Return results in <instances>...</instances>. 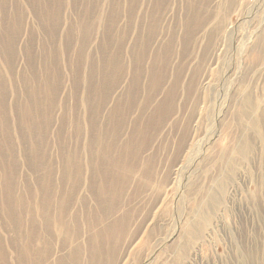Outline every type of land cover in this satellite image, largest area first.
<instances>
[{"label":"rangeland","instance_id":"rangeland-1","mask_svg":"<svg viewBox=\"0 0 264 264\" xmlns=\"http://www.w3.org/2000/svg\"><path fill=\"white\" fill-rule=\"evenodd\" d=\"M2 1L5 6L2 7L1 5L0 7V20H6L7 28L5 26L4 31L9 32L5 31L1 36L2 26H0V78H3V81H0V86L10 89L11 96L9 100L13 105V111L16 110V105L23 103L24 97L28 95L24 80L31 75L30 70L33 69L35 73L40 72L41 67L45 64L43 59L40 58L42 49L39 47L45 40L42 22H44V27L45 22H48V20L55 24L56 28H53L52 22H48V29L54 34L51 35L52 42L56 40L57 43L59 39L61 43L59 48L63 49L62 51L65 54L59 62L61 69V66L65 65L63 66L64 72H62V75L64 73L62 80L64 85L60 96L62 101L65 100L63 102L64 112L68 110L70 114L75 113L76 105L78 108V93L72 80L73 72L70 69L68 71L67 67L69 68L71 62L75 60L76 53L83 55V58L84 54L85 56L91 54L96 46L102 43L103 31L110 25V8L115 9L116 15L113 17H116V20L119 19L118 29L121 30L125 29L128 24V12L130 10L134 11L130 15L134 18V22L129 29L128 46L133 42L138 30L141 33L144 32L146 36L158 30V37L155 36V39L158 40L154 44L153 50L160 47L158 46L160 41L164 44L173 36L176 37L171 57L169 56L171 58V60L169 59L171 69L168 78L171 81L173 71L180 65L185 70L183 69L182 85L178 87L177 95H173L175 97L172 98L173 109L171 111L173 113L171 112L164 120L167 121L166 124H169L168 119L172 118L171 123L177 124L175 132L170 128L171 124L165 129L153 133L151 149L155 151L161 148L157 156L158 162H156L158 173L155 177L153 176V183L150 182L145 188L138 190L135 189L139 175L134 173L132 179H128L129 181L127 180L119 187L121 191L120 195L116 197L115 209L108 211L106 214L103 213L106 215L105 220L119 217L123 213H130L127 224L128 229L123 238L124 245L120 247L121 253L127 254L123 264H145L144 261L147 258H149L147 264H264V0H210L208 13L215 8L213 17L204 25L205 27L203 26L204 28L200 27V30L195 33L194 40L189 43L188 53H184L182 38L185 36L183 20L184 16L189 15L186 12L187 3L190 0H169L165 7L159 9L158 18L156 19L151 18L149 8L145 10L147 4L150 5L152 0H137L136 2L135 0H66V2L63 0L62 7L65 5L61 15H49L48 17H45L47 4L48 6L52 4L57 11L60 10L58 1ZM1 9L5 12L3 17L1 16ZM16 16H19L18 18L21 21L19 26L17 24L13 28L12 32L11 23ZM188 17L190 19V16ZM103 19L106 20L107 24ZM88 23L90 29L96 23L94 32L88 35L84 32L83 35V27H89ZM151 24L155 28L153 31L150 30L151 28L148 31ZM218 24L220 29L217 32L213 26ZM122 31L119 33L120 36ZM210 33L212 36H209ZM208 36L213 38L210 40ZM6 37L8 38L4 39ZM2 47L3 50L9 51V55H13L10 57L8 70L5 69L6 61L1 54L3 52ZM65 47L70 49V54ZM163 48H168V46L164 44ZM43 54L44 49L42 56ZM29 57L33 59H29ZM149 62L148 59L146 64L148 65ZM1 66L4 67V72ZM192 70H202V73L195 71L196 74L198 73V77L196 75L195 78L199 79L200 82L196 79V84L190 87L192 88L191 92L186 87L188 86L186 82L191 76ZM83 92L84 85L80 95ZM161 96L162 93L159 97L163 100L164 96ZM80 98L82 99V97ZM193 102H196L198 107ZM192 103L196 106H193ZM66 105L68 106L66 107ZM17 109L20 110V107ZM189 109L192 111H189ZM253 110H255L257 125L252 122L251 111ZM57 113L56 119L54 117L56 123L54 122L52 129H49L50 135L45 139L47 141L46 149L50 151L49 161L52 162L55 169H58L55 177V189L52 192L54 200L52 205H60L58 198L62 196L60 183L61 162L58 153L61 134L58 135L57 130L55 131L58 127L57 119H59L61 112ZM186 116L188 117L186 118ZM71 117L73 118L70 115L69 120L72 119ZM69 120L66 122L67 124L65 123L67 128H64V130L66 132L68 128H71ZM189 121L191 122L189 123ZM178 126L183 129L186 128L187 134L185 136L188 139L185 136V139H182L183 134H180L182 131H180V135L176 133ZM70 139L72 138L70 137ZM30 140L31 152L35 143V136L32 131H30ZM178 140L184 141L182 143ZM175 142L177 147H175ZM178 142L181 144H178ZM14 143V156L18 160V164H20L19 160H24L22 174L27 178H24L25 181L29 180L30 182L29 184L26 183V186L24 183L19 188V192L17 191V195H23L21 197L23 205H43L45 195L44 191L40 190V181L43 179L44 182L46 179V175L43 176L45 172L44 163L38 164L31 153L30 155L27 154L28 152L22 140L21 145L18 140ZM17 144L18 147H16ZM67 145L70 148L72 147L69 140ZM186 145L189 146V149L187 153L183 154L181 152ZM165 147L168 149H166L167 151ZM176 151L177 153H175ZM169 152L170 155L167 154ZM170 160L172 164L174 162L173 165ZM28 163H30V167ZM162 163L164 164L161 165ZM15 164L18 165L17 161H15ZM18 167L20 169L21 166L18 165ZM72 172L73 170H69V173ZM12 175H15L14 182L16 183L19 173L13 172ZM164 179H167V181ZM49 183L47 182L46 185L52 190L51 182ZM163 183L165 184L163 185ZM0 184H2V187H7V184L1 178ZM63 189L66 196L71 194V190L72 193L74 192L71 179L65 180ZM4 190L8 192L7 188ZM5 194L7 193H4L1 189L0 197H6ZM84 196L88 199L85 205H96L87 189L86 191L83 189L79 191L78 188L72 200H70L73 213L81 211L80 197ZM14 197H16V192L13 191L6 198L13 202L17 200V197ZM4 205L6 204L4 203ZM18 205L20 204L18 203ZM16 209L20 211L19 208ZM18 214L16 216L17 223L20 222L21 230L16 229L13 231L12 226L9 223L5 224V219L3 221L4 217L0 218V234L10 240L27 236L25 226L29 220L27 212L23 210ZM87 218V215L82 213L83 232L86 231L85 221ZM72 219H74L73 216L69 217L68 220ZM79 242L85 245L86 236L81 235ZM175 245L178 246L173 249ZM18 252L19 250L16 249L9 257L13 264H20L18 256L21 253L17 254Z\"/></svg>","mask_w":264,"mask_h":264},{"label":"bare ground","instance_id":"bare-ground-1","mask_svg":"<svg viewBox=\"0 0 264 264\" xmlns=\"http://www.w3.org/2000/svg\"><path fill=\"white\" fill-rule=\"evenodd\" d=\"M54 1L59 2L58 6L60 7V10L56 11L51 3V5L49 6L47 4L45 9V17H48L49 15L60 16L62 10H64L65 4L62 7L63 0ZM136 1L137 0H135V2ZM168 1L169 0H152L150 5L149 3L147 4L145 10L149 8L151 18L156 19L158 18L159 9L165 7ZM209 1L210 0H190L187 3L186 13H189L188 16H190V19L188 16H184L183 20V23L185 24V36L182 38V43L184 44L183 48L185 50L184 53L189 52V43L194 40L195 33L200 30V27L206 25L207 22L210 21V19L213 17L215 8H213L211 12L208 13V10L210 8ZM1 5L2 7L5 6L2 0H0V7ZM4 13L5 12H3L1 9L2 17L5 16ZM109 13L110 25H108V28H106V30L104 29L105 31H103L102 43H100L99 46L97 45L98 47L96 46V48L93 50L94 52H92L91 54L86 56L84 54L83 58V55H81L80 53H76L74 56L75 60L71 62L72 64L69 68L67 67V70L70 69L73 72V79H71L73 80L76 86V92L78 93V108L76 105L75 113L70 114V111L68 112L67 110V112H64L63 110V102L65 100H61L60 94L64 85V83H62L64 73L62 75V72H64L63 66L65 65L61 66V69L59 66V62L61 61L62 56H65V54L62 51L63 49L61 50L59 48L61 44L59 42V39L57 43L56 40L55 42H52L51 35L54 34H52V32L48 29V22L50 21L48 19V22H45V27L44 22H42V30L45 35V40L39 46L42 49L40 53V58L43 59L45 64L43 65V67H41L40 72L35 73L33 69H31V75L27 76L28 78H25L26 80H24V83H26V92L28 95L24 97V102L22 101L23 103H18L19 106L18 104L16 105L17 108L20 107V110L16 108V112L13 111V105H11L9 100V97L11 96L10 89L8 90L6 87L3 88L0 86V178L3 179L4 182L7 184V187H2V184H0V187L4 193H7L5 194L6 197L8 196V194H12L13 191L16 192L17 197V200L13 199V202L9 198L3 196L0 197V218L4 217L3 221L4 219L6 220L5 224L9 223V225L12 226V230L14 231L16 229H22L20 222L17 223L16 217L17 215H19L18 213L20 211L24 210L25 212H27V215L29 217V223L26 222L25 225L27 230V236H20L17 239H13L15 241L11 239V242L10 239L0 234V264H13L12 260L10 261L9 257L12 252H14L16 249H18L19 252L22 254H19V252L17 253L19 254L18 262L20 264L124 263L123 261L126 258L127 254L121 253L122 250L120 249V247L124 245L123 238L125 237V234L128 229L127 224L130 218V213H123L121 216L114 217L113 219L109 220H105V214L108 211H113L115 209L114 205L116 197L120 195L121 191L119 187H121L128 179H132L134 177V173H138L139 175L135 190L145 188V186L150 184V182L153 183V176L155 177L156 173H158L156 170V162H158L157 156L161 148H158L155 151L152 150V140L156 132L165 129L168 125L172 124L170 128L175 132V126L177 127V124L174 125V122L171 123L170 120L172 118L168 117L170 118L168 119L169 124H166L167 121L165 122L164 120L165 117L170 115L172 112V98L175 97L173 95L178 92V87L182 85V77L185 69L181 65L178 66L176 70L174 69V73H172L173 75L171 81L170 78H168L170 75L169 70L171 69L169 66V59L171 60L170 55L176 37L173 36L169 41L164 42V44H166L168 48H163L164 44L160 41V44H158V46L160 47L158 49L153 50L154 44L158 40L155 39V36L156 38L158 37V30L154 31L153 33H150L151 35L148 34L149 36H146L144 32L143 34L138 30L133 39V42L130 44V46H128V34H130L129 29L132 27L134 22V18L130 15L133 14L134 11L130 10L128 12L129 21L126 28L122 29L123 31L121 29H118V22H120L119 19L117 18L116 20V17H113L116 15L115 9L110 8ZM18 17H14V20L11 23L12 32L13 28H15L17 24L19 26L21 20ZM2 21L4 20H0V26H2L1 36H3V33L5 31H7H4V28L6 26V20L4 22ZM104 21L106 22V20ZM98 22H100V20H98ZM115 22L117 23L115 24ZM52 25L54 26H52L53 28H56L53 22ZM95 26L96 23H94L93 28L90 29V25L89 27L84 28L82 24L83 35L84 32L87 35L91 32H94ZM80 28L78 29L80 30ZM154 28V25L151 24L148 28V31L149 29L153 31ZM213 28L215 31L218 32L220 29V25H215L213 26ZM121 31L122 35L120 36L119 33H121ZM209 36H212L211 33L209 34ZM7 38L8 37L4 39ZM212 38L213 37H209L210 40ZM54 39L56 38L54 37ZM65 48L69 52L70 49H68L67 47ZM43 49L44 54L42 56ZM1 50L3 51L1 54L4 56L6 61L5 69L8 70L10 64V57L13 55H9V51L3 50V47ZM30 58L31 57H29V59ZM148 59L150 62L147 65L146 62ZM181 61L183 62V60ZM1 69L3 72L5 71L4 67L2 66ZM195 71L201 72L202 70ZM195 71L192 70L191 76L186 82L188 83V86L185 85L186 87H188L189 91H191L192 89L190 87L196 84L197 78L195 77L196 75L198 77V73L196 74ZM2 79L0 78V81H3ZM197 81H199V79H197ZM83 85L84 92L82 93V95H80L83 89ZM161 93V97L164 96L163 100H161L159 97ZM80 97H82V99ZM193 99L195 100V98ZM193 103L196 104V102ZM187 104L189 105V103ZM195 104H193V106L197 105L198 107V104ZM67 106L68 105H66V107ZM189 111L192 110L189 109ZM57 112H61L59 119H57L58 127L57 129H55V131L57 130L58 135L61 134V143H58V153L61 162L60 183L62 189V196L58 198L60 201V205H52L54 201L52 197V192L55 189V177L58 169H55L52 162L49 161L50 151L46 149L47 141H45V139H47L48 135H50L49 129L51 130L54 126V122L58 114ZM70 115L73 116V118L71 117V120H69ZM187 117L188 116H186V118ZM251 117L252 122L257 125L255 110L251 111ZM68 120L71 124V128H68V130L71 131L67 130L66 132L64 128H67L65 123ZM190 122L191 121H189V123ZM178 127L179 128L176 130V133L179 134L180 131H182L180 134H183L182 139H185L184 136L187 134L185 130L186 128L183 129L180 126ZM30 131H32L35 136V143L32 146L31 152ZM70 137L72 139H70ZM185 137L188 139L187 136ZM16 140L20 141V145L22 143L23 145H25L26 151L28 152L27 154L30 155L31 153V155L36 158L38 164L44 163L45 172L43 176L46 175V179L44 181L45 183L43 182V179L41 181L39 180L40 190L44 191L45 195V197L43 198V205H23V199H21L23 195H17V191L19 192V188L24 183V185L26 186V183L29 184L30 182L29 180L25 181V179L27 178L24 177V175L22 174L24 160H19L20 164H18V160L16 159V156H14V141ZM68 140L72 143L71 148L67 145ZM178 141H181L183 143L184 140ZM179 143L180 142H178V144ZM16 147H18V144ZM166 147L165 150L167 149ZM175 147H177V145ZM188 149L189 146L187 145L182 152L178 148V150L183 154L185 152L187 153ZM175 153H177V151ZM181 153L180 155H182ZM167 154L170 155V152ZM174 156L173 159L175 158ZM15 161H17V164L21 166L20 169L18 165L15 164ZM28 161L30 162L29 159ZM163 164L164 163H162L161 165ZM28 165L30 167V163H28ZM161 169L163 170V168ZM69 170H73V172L69 173ZM13 172L19 173L18 176L16 175V183L14 182L15 175H12ZM2 173H4V175H2ZM66 179H71L72 188L74 191L72 193L71 190L72 195L70 194L69 196L65 195L63 189ZM165 181H167V179ZM47 182H51L52 190L48 188L49 186L47 187ZM164 184L165 183H163V185ZM5 188L8 189V192L4 190ZM78 188L79 191L80 189H83L85 191L87 189L91 198L94 199L96 205H85L87 204L88 199L85 196L80 197L81 211L73 213L72 205H70V200H72L74 193ZM4 203L6 205H4ZM18 203L20 205H18ZM16 208H19L20 211H18ZM82 213L86 214L88 217L85 221L86 231L84 232V229L82 230L81 222ZM71 216H73L74 219L68 220ZM81 235L86 236L85 245H82L79 242ZM14 243L17 246H15ZM177 246L178 245H175L173 249H176ZM148 261L149 258L144 261L145 264H147Z\"/></svg>","mask_w":264,"mask_h":264}]
</instances>
